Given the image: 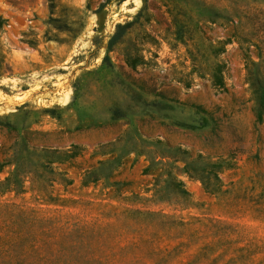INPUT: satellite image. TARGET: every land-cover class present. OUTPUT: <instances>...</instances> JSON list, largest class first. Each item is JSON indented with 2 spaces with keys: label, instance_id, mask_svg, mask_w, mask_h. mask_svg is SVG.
<instances>
[{
  "label": "rangeland",
  "instance_id": "1",
  "mask_svg": "<svg viewBox=\"0 0 264 264\" xmlns=\"http://www.w3.org/2000/svg\"><path fill=\"white\" fill-rule=\"evenodd\" d=\"M0 264H264V0H0Z\"/></svg>",
  "mask_w": 264,
  "mask_h": 264
},
{
  "label": "crops",
  "instance_id": "2",
  "mask_svg": "<svg viewBox=\"0 0 264 264\" xmlns=\"http://www.w3.org/2000/svg\"><path fill=\"white\" fill-rule=\"evenodd\" d=\"M127 128H129V123H127V124H125V125L123 126V131H125ZM113 152H114V151H111L110 154L113 153ZM130 153H133V151H130Z\"/></svg>",
  "mask_w": 264,
  "mask_h": 264
},
{
  "label": "trees",
  "instance_id": "3",
  "mask_svg": "<svg viewBox=\"0 0 264 264\" xmlns=\"http://www.w3.org/2000/svg\"><path fill=\"white\" fill-rule=\"evenodd\" d=\"M212 82L214 83V75H213ZM215 83L218 84V85H220V86H222V80L221 79L216 80Z\"/></svg>",
  "mask_w": 264,
  "mask_h": 264
}]
</instances>
